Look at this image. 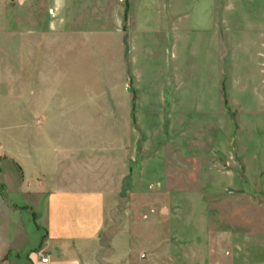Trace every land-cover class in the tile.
I'll use <instances>...</instances> for the list:
<instances>
[{"label": "rangeland", "instance_id": "obj_1", "mask_svg": "<svg viewBox=\"0 0 264 264\" xmlns=\"http://www.w3.org/2000/svg\"><path fill=\"white\" fill-rule=\"evenodd\" d=\"M25 34L58 58L60 178L105 197L98 264H264V0H0L2 125L42 121ZM13 189L0 264L42 233Z\"/></svg>", "mask_w": 264, "mask_h": 264}, {"label": "crops", "instance_id": "obj_2", "mask_svg": "<svg viewBox=\"0 0 264 264\" xmlns=\"http://www.w3.org/2000/svg\"><path fill=\"white\" fill-rule=\"evenodd\" d=\"M43 33L51 34L54 47L53 43H57L53 38L54 27H48ZM47 38L41 40L49 41ZM24 40L29 70L35 66L37 79L45 84L47 101L32 103L36 108L32 109L35 118L42 119L39 123L32 120L0 124V172L3 162L6 169L12 166L17 172L0 184L4 191L8 185H17L11 195L43 200V206L36 203L37 223L42 233L38 246L15 254L11 264H98L94 250L105 229V197L103 191L85 181L71 184L60 178L58 157L53 148L59 128L53 115L59 110L49 101L54 96V83L59 79L58 58L55 51L49 49V42L48 45L43 42L42 49L36 48L32 55L29 36L25 34ZM41 257H46L47 261L42 262Z\"/></svg>", "mask_w": 264, "mask_h": 264}, {"label": "built area", "instance_id": "obj_3", "mask_svg": "<svg viewBox=\"0 0 264 264\" xmlns=\"http://www.w3.org/2000/svg\"><path fill=\"white\" fill-rule=\"evenodd\" d=\"M41 261L42 262H46L47 261V258L46 257H41Z\"/></svg>", "mask_w": 264, "mask_h": 264}]
</instances>
